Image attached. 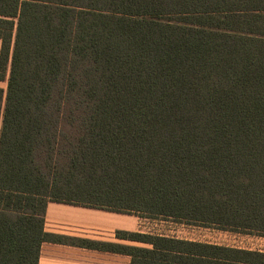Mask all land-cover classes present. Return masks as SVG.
I'll list each match as a JSON object with an SVG mask.
<instances>
[{
	"label": "trees",
	"instance_id": "trees-1",
	"mask_svg": "<svg viewBox=\"0 0 264 264\" xmlns=\"http://www.w3.org/2000/svg\"><path fill=\"white\" fill-rule=\"evenodd\" d=\"M0 264L50 201L264 236V0H0ZM132 264L264 252L123 233Z\"/></svg>",
	"mask_w": 264,
	"mask_h": 264
},
{
	"label": "crops",
	"instance_id": "crops-1",
	"mask_svg": "<svg viewBox=\"0 0 264 264\" xmlns=\"http://www.w3.org/2000/svg\"><path fill=\"white\" fill-rule=\"evenodd\" d=\"M163 225L174 231L163 230ZM45 231L55 239L43 243L38 264H132L131 255L109 250L107 246L154 248L151 243L124 237L123 233L264 252V236L253 233L54 201L46 208ZM181 231L186 236L179 235Z\"/></svg>",
	"mask_w": 264,
	"mask_h": 264
},
{
	"label": "rangeland",
	"instance_id": "rangeland-1",
	"mask_svg": "<svg viewBox=\"0 0 264 264\" xmlns=\"http://www.w3.org/2000/svg\"><path fill=\"white\" fill-rule=\"evenodd\" d=\"M0 45H1V41H0ZM0 86L6 88V83H2V82H0ZM158 220H159V219H158ZM172 224H173V223H172ZM150 226H151V225H150ZM178 226L181 227V224H179ZM180 227H179V228H180ZM149 228L157 229L156 227H149ZM162 229H163V230H166V231H169V230H173V231H174L173 228H170V227H168L167 225H163V226H162ZM179 233H180L179 235H184V236H186V232L184 233L183 231H181V232H179ZM174 235H178V234H174Z\"/></svg>",
	"mask_w": 264,
	"mask_h": 264
}]
</instances>
